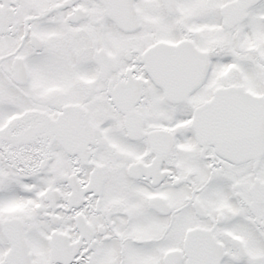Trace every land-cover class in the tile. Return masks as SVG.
I'll return each instance as SVG.
<instances>
[{"label":"snow or ice","instance_id":"1","mask_svg":"<svg viewBox=\"0 0 264 264\" xmlns=\"http://www.w3.org/2000/svg\"><path fill=\"white\" fill-rule=\"evenodd\" d=\"M0 264H264V0H0Z\"/></svg>","mask_w":264,"mask_h":264}]
</instances>
